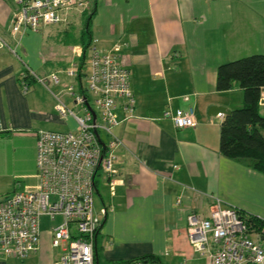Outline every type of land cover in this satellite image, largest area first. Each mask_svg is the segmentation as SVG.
Wrapping results in <instances>:
<instances>
[{
  "label": "crops",
  "instance_id": "1",
  "mask_svg": "<svg viewBox=\"0 0 264 264\" xmlns=\"http://www.w3.org/2000/svg\"><path fill=\"white\" fill-rule=\"evenodd\" d=\"M17 2L0 0V195L34 184L37 131L75 130L73 120L54 109L56 98L75 108L66 89L84 88L83 75H65L71 64L79 66L73 52L88 42L87 58L92 47L107 52L117 44L134 108L114 128L121 144L112 189L100 179L102 189L95 184L94 213L99 216L102 205L107 211L94 238L93 263L147 257L156 264H205L187 243L185 217L206 216L215 200L264 219V175L218 152L224 115H208L211 106L230 111L242 104L237 85L215 90V71L219 64L264 54V0H88L87 21V11L69 10L55 25L12 36ZM27 70L41 74L45 84L28 80L22 94L19 77ZM50 74L58 84H51ZM187 108L192 128L177 129L162 117L165 110ZM116 113L122 116L120 108ZM52 228L39 226L35 252L0 258V264H53L61 248L50 246Z\"/></svg>",
  "mask_w": 264,
  "mask_h": 264
},
{
  "label": "built area",
  "instance_id": "2",
  "mask_svg": "<svg viewBox=\"0 0 264 264\" xmlns=\"http://www.w3.org/2000/svg\"><path fill=\"white\" fill-rule=\"evenodd\" d=\"M19 8L12 14L9 32L12 36L25 29L33 32L55 25L69 10L88 11V0H18ZM3 43L0 40V46ZM120 46L110 51L89 49L84 73V93L66 89L74 113L56 98L55 111L70 117L75 130L57 132L40 130L35 133L34 184L0 200V258L24 259L35 252L40 241L39 218L59 222L50 231V246L61 248L53 264H94L93 242L107 208L94 213L96 178L111 190L118 161L120 137L114 128L130 119L134 98L129 86V74L119 64ZM81 49L73 52L79 57ZM75 77V65L65 71ZM51 84H58L54 74ZM31 80L44 85L45 80L27 70L19 77L22 94ZM259 100L264 105V91ZM93 108V109H92ZM122 116L118 117L116 109ZM217 117L222 114L217 113ZM163 118L177 129L192 128L195 119L191 108L165 110ZM237 209L220 206L215 200L208 214L190 213L185 217L188 245L205 259V264H264V219L261 224L248 221ZM123 264H156L149 259H134Z\"/></svg>",
  "mask_w": 264,
  "mask_h": 264
},
{
  "label": "trees",
  "instance_id": "3",
  "mask_svg": "<svg viewBox=\"0 0 264 264\" xmlns=\"http://www.w3.org/2000/svg\"><path fill=\"white\" fill-rule=\"evenodd\" d=\"M90 13V10L85 13L86 21ZM87 43L82 44L79 66L75 65V77L78 78L81 75L85 77L81 68L85 66ZM234 85L242 91V104L222 117L218 131V152L225 158L245 161L252 170L264 175V115L259 113L258 104L260 94L264 91V54H251L217 66L215 90L228 91ZM84 90L80 86L79 93L83 94ZM248 221L254 225L261 224L253 216H249Z\"/></svg>",
  "mask_w": 264,
  "mask_h": 264
},
{
  "label": "rangeland",
  "instance_id": "4",
  "mask_svg": "<svg viewBox=\"0 0 264 264\" xmlns=\"http://www.w3.org/2000/svg\"><path fill=\"white\" fill-rule=\"evenodd\" d=\"M84 19V18H83ZM38 76H40V77H42L41 76V74H39L38 73ZM48 89V88H47ZM48 90H51L50 88L48 89ZM52 91V90H51ZM68 109H71L74 113H76L77 112V109L76 108H73L72 106H71V104L70 103H68ZM93 109V108H92ZM260 113H261V115H263L264 113H263V111L262 110H260ZM98 179H100L99 178V176L96 178V183H98L97 184V188L100 190V189H102L101 188V184H100V180L98 181ZM4 197V195H0V200L2 199ZM94 198H96V196L94 195ZM59 218L58 217H56L53 221H50L48 218H46V217H40L39 218V221H38V223H39V226H40V228H43V229H49V228H52L55 224H57L59 221Z\"/></svg>",
  "mask_w": 264,
  "mask_h": 264
},
{
  "label": "water",
  "instance_id": "5",
  "mask_svg": "<svg viewBox=\"0 0 264 264\" xmlns=\"http://www.w3.org/2000/svg\"><path fill=\"white\" fill-rule=\"evenodd\" d=\"M262 103V100H259V104ZM229 111L225 110L223 107H218V106H211L208 109V115H216L217 113H220L222 115L228 114Z\"/></svg>",
  "mask_w": 264,
  "mask_h": 264
}]
</instances>
